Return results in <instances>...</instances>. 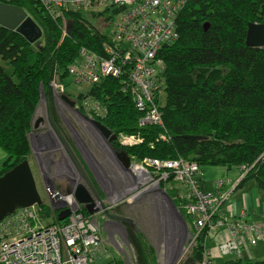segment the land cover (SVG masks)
<instances>
[{
    "label": "trees",
    "instance_id": "1",
    "mask_svg": "<svg viewBox=\"0 0 264 264\" xmlns=\"http://www.w3.org/2000/svg\"><path fill=\"white\" fill-rule=\"evenodd\" d=\"M4 2L21 8L40 36L0 28V148L6 154L0 176L31 154L28 134L41 91L51 101L52 83L68 78L67 67L75 61L78 48L102 54L109 33L95 19L107 9L67 10L63 26L41 0ZM102 19L110 26L109 19L104 15ZM249 23L264 24V0L187 2L177 18V40L159 53L164 62L158 79L163 92L161 125L139 124L141 113L127 89L122 90L121 77L104 78L90 86L75 104L86 95L93 96L105 109L104 115L96 118L111 134L140 138L129 146L111 143L134 162L183 159L199 166L241 168L246 173L238 188L253 180L264 193V47L246 45ZM171 177L159 186L172 198L175 187ZM173 203L178 206L175 200ZM40 207L48 216V207L44 203ZM83 213L88 215L84 209ZM127 240L136 264L156 263L138 228L128 232ZM205 247L202 232L180 264H201ZM205 264H264V260L253 261L243 254L222 262L205 258Z\"/></svg>",
    "mask_w": 264,
    "mask_h": 264
},
{
    "label": "built area",
    "instance_id": "2",
    "mask_svg": "<svg viewBox=\"0 0 264 264\" xmlns=\"http://www.w3.org/2000/svg\"><path fill=\"white\" fill-rule=\"evenodd\" d=\"M41 1L54 18L62 20L63 26L67 10H109L110 29L102 54L79 47L75 61L67 67V76L74 84L88 87L100 84L104 78H123L122 90L127 89L134 107L141 113L139 124L161 125L163 92L158 79L164 62L159 53L177 40V18L187 2L196 0ZM57 85L52 83V88ZM74 106L76 109L83 106L90 119L98 120L96 117L105 113L91 95ZM139 140L132 135L116 137L120 146ZM200 167L183 159L131 160L128 179L134 183L148 179L158 186L172 176L175 194L171 200L177 202V209L186 217L184 226L189 225L194 241L204 232L206 243L210 233L219 234L225 229L229 238L217 245V251L223 257L238 258L244 253L236 237L242 236L250 246H255L264 239V223L248 222L240 214L228 216L223 203L233 189H226L222 179L216 180L211 188H204L198 177ZM245 173L242 169L241 178ZM44 191L47 199L42 203L49 209L48 216L43 215L40 205H35L17 208L0 221V264H98L102 240L93 216L84 214L71 193L55 189L51 182L44 184ZM64 210L68 213L59 220L57 216ZM205 258H209L206 247L201 264H205Z\"/></svg>",
    "mask_w": 264,
    "mask_h": 264
},
{
    "label": "rangeland",
    "instance_id": "3",
    "mask_svg": "<svg viewBox=\"0 0 264 264\" xmlns=\"http://www.w3.org/2000/svg\"><path fill=\"white\" fill-rule=\"evenodd\" d=\"M93 11L99 12L101 10L94 9ZM102 15H104V18L110 20V14L108 12L97 15L95 19H97V24L100 26V28H102L103 31H108V29H110V26L109 24H107L108 26L106 27L107 21H104L102 19ZM7 72H10L9 68H7ZM56 84L58 85L57 87H55V90L64 93V95L68 96L71 101L79 100L78 96L83 95L84 92L88 91L89 89L86 84H74L70 80V78L63 79V82L62 79H60L59 81H56ZM55 90L53 91L56 92ZM45 107V100L44 97H42L36 110L33 124H35L36 120L45 117ZM60 109L62 110L61 107ZM64 114L68 122L73 125L74 129L79 134L82 131L80 122H78L74 118H72L71 120L69 118V115H67L65 112ZM63 123V129L66 130L65 122ZM60 125L61 124L59 123V127ZM47 132L49 133V135L55 137L52 128H47ZM66 132L69 135V132L67 130ZM34 134L35 126L34 128L32 127L31 133L29 135V141L32 151L31 155L32 160L34 161L32 166L34 170H32L39 177L37 178L36 187L43 202L47 199L44 191V184L48 182L43 183L41 179L47 181L52 176L51 174L53 172L57 171V173H60L61 171V173H64L61 182L63 184H69V180L67 177L72 178V175H70L69 171L71 167L68 166V163L70 162L68 155L70 157V154L64 144L60 146L57 145V137H55V140L51 143H45L42 139H40L42 140L43 148L39 149V144L36 142ZM98 141H100V139ZM67 146L71 151L75 150L73 149V147L77 148L79 151L76 142L74 144H71L70 142V145ZM57 148L58 150H56ZM85 148L87 152L86 155L89 161L92 163L95 169L98 170L99 175L102 176L101 179L103 183H107V177L104 175V171L103 169H101L102 167L100 166V164H98L99 160L95 159L94 155L91 154L88 147L85 146ZM59 153L62 156L56 164L54 157H56V155ZM77 155L81 157L78 152ZM36 159L38 162L35 161ZM81 159V163L78 164L73 158L77 167H81L85 176L89 179L90 182H93L89 166L86 164L82 157ZM51 165L53 169L50 171ZM64 168H66L67 170H62ZM55 181L56 179L52 181L54 185H56ZM122 182L124 187H115V191L117 193L108 200L109 205L118 207L117 212L126 214L127 216L125 217H128L137 224L139 231L142 232L146 237L154 252V256L156 259L155 264H180V262L184 260L189 253L188 250L193 244L194 235L192 233V230L189 228V225L184 226L183 222L172 209L170 200L165 196L163 192L159 190L165 189V187H161L159 186V184L158 186L156 184H152V181L148 179H143L141 181H138L137 183L130 182L128 176H123ZM246 183L248 184L250 182L246 181ZM105 203L107 204V201ZM40 220H43V216H40ZM96 220L98 222L100 218L97 217ZM100 222L101 221H99V223ZM45 223L47 224L48 221H45ZM99 234L102 240V248L97 254L98 263L103 261L102 263L111 264L112 262L113 264L114 261H120L122 264H136L134 250L125 236L117 235L115 233L106 234L102 229ZM178 243H180L181 246L179 247V249ZM211 244L212 240H207V245Z\"/></svg>",
    "mask_w": 264,
    "mask_h": 264
},
{
    "label": "flooded vegetation",
    "instance_id": "4",
    "mask_svg": "<svg viewBox=\"0 0 264 264\" xmlns=\"http://www.w3.org/2000/svg\"><path fill=\"white\" fill-rule=\"evenodd\" d=\"M52 89V96H51V101L45 100V117L40 118L39 120H36L35 124H32V127L34 128L35 126V140L39 144V149L43 148L42 145V140L45 143H51L55 140V138H48V132L47 128H52L56 130L58 133L59 137L57 141V145H62V136L60 130L57 128L59 126L60 122H65V129L75 138V141L77 145L79 146V152L81 153V156H83L84 161L86 164L90 167L91 170V175L93 182H91L92 187L95 189V192L97 193V196L99 197V200L96 199V197L91 193L92 197V210L93 213L91 214L93 216V220L98 228V230L101 229L105 231L106 234L109 233H115L117 235H123L127 238L128 232L132 229L135 230L137 229V224L129 219L126 214H121L117 212L118 207L116 206H111L108 203V200L115 195V187H114V182L118 180V177L122 176H128L129 168L127 166L124 167L121 161L117 160L115 162H112L110 155L114 157H118L121 159L119 156H117L116 152H119L121 150H116L113 148L111 145L112 142H109L107 138L104 136V134L98 129L88 122L83 116H87L86 112L83 108L77 109L74 107H70L69 103L65 100H63L62 96L67 97L69 100L70 98L62 92H54ZM72 99V98H71ZM75 103V101H73ZM80 102V101H79ZM61 105V106H60ZM69 115V118L72 120V118L76 119L78 122H80V126L82 128V131L78 134V132L74 129L73 125L68 122L66 119V116L64 112ZM34 122V121H33ZM73 123V121H72ZM82 124V125H81ZM63 127V126H62ZM84 134H86L88 137L94 140V142H99L97 145L99 146V149L103 151V154L105 156V161H104V166L105 168H101L104 171V175L107 177V183H103L101 179V175H99L98 170L95 169V167L92 165V163L89 161L87 155H86V144H85V139H84ZM100 136V137H99ZM42 139V140H39ZM100 139V141H98ZM116 141V140H115ZM114 142V141H113ZM117 142V141H116ZM118 144V143H117ZM120 146V145H119ZM58 150V148L56 149ZM71 157V156H70ZM68 155V158L70 162L68 163V166L70 168V175H72V178H68V183L71 184V186L75 185H84L87 187V183L85 180V174L81 172V170L77 167L75 164L74 160L70 158ZM72 161V162H71ZM100 162V160H99ZM98 162V164H99ZM81 163V162H80ZM111 165L112 167H109ZM53 169L52 165L50 166V171ZM67 171V172H69ZM37 176V174L35 173ZM52 176L48 179L51 183L56 179V185L53 184L55 189H58L59 191H64L69 184H63L62 178L64 176V173H57V171L53 172L51 174ZM38 177V176H37ZM39 178V177H38ZM88 179V178H87ZM118 182V181H117ZM65 188V189H64ZM107 201V204L105 203ZM79 208L83 211V209L88 213L87 209L82 205L79 204ZM89 214V213H88ZM97 217L100 218L99 221L97 222ZM99 231V232H100Z\"/></svg>",
    "mask_w": 264,
    "mask_h": 264
},
{
    "label": "water",
    "instance_id": "5",
    "mask_svg": "<svg viewBox=\"0 0 264 264\" xmlns=\"http://www.w3.org/2000/svg\"><path fill=\"white\" fill-rule=\"evenodd\" d=\"M0 28L17 30L25 35L30 34L33 38H38L40 36L39 29L35 26L33 21L26 16V13L21 8L7 4L4 1H0ZM245 42L246 45L250 47H264V24L249 23ZM42 97H44L43 91H41V98ZM62 98L69 103L71 108L74 107L73 101L65 96H62ZM83 117L93 124L98 131L102 132L109 142L116 140V136L111 134V132L101 124L99 120L90 119L85 115ZM30 133L31 131L29 132L28 137ZM65 146L67 147L71 158L73 156L76 163L80 164L75 153L69 149L66 143ZM116 153L117 156L124 161L125 166L129 167L131 160L126 153L124 151ZM79 169L84 173L81 167ZM85 180L87 187L81 184L74 189H69L65 193H71L75 200L79 204H82L89 214H92L93 201L90 194L92 193L98 200L99 197L86 176ZM159 190L170 200L172 209L184 224L185 220L182 214L172 202L167 191L165 189ZM41 204L42 200L37 191L36 180L28 160L22 161L20 164L14 166L11 170L0 176V221L13 213L17 208H27ZM67 213L68 210L61 211L57 216L58 219H63Z\"/></svg>",
    "mask_w": 264,
    "mask_h": 264
},
{
    "label": "crops",
    "instance_id": "6",
    "mask_svg": "<svg viewBox=\"0 0 264 264\" xmlns=\"http://www.w3.org/2000/svg\"><path fill=\"white\" fill-rule=\"evenodd\" d=\"M60 124H61L60 127L58 126L57 128L61 132L63 144L65 145L66 143L67 145H70V142L71 144H74L76 142L75 138L70 133L68 135L66 130L63 129L62 125H64V123L60 122ZM53 132H54L55 137L60 138L56 130L53 129ZM83 136L85 139L86 147H88L89 151L91 152V154L94 155L96 160H100L99 162L100 166L105 168V166L103 165L105 161V156L103 154V151L99 149L97 142H94V140L88 137L86 134H84ZM55 137L48 134V138H55ZM69 137L71 141L69 140ZM73 149H75L73 150V152L75 153L77 159H79V161L81 162L82 160L81 157L83 158V156H81V153L78 151L77 148L73 147ZM77 152L81 157L77 155ZM61 156L62 155L59 153L56 155V157H54L56 164L58 163V160L61 158ZM5 157H6L5 152L0 148V165L2 161L5 159ZM110 157H111L112 162H115L117 159L121 161L125 167V163L122 159H119L118 157L116 158L112 155H110ZM27 160L31 166V169L34 170V168L32 167L34 161L32 160L31 154ZM35 161L38 162L37 159ZM109 167H112V166L109 165ZM66 168L62 170H67ZM241 173H242L241 168L225 169V168L218 167V166H201L198 177L201 183L203 184V187L206 189L211 188L214 185V182L218 179H222L225 181L226 189L228 190L233 189L228 199L223 203V209L228 216H231V215L236 216L237 214H240V215H243V219H245L248 222L259 221V222L264 223V193L256 188L253 180H248V182L250 183L248 184L245 183L240 188H238L239 181L242 179ZM33 174H34V177L37 183L38 177L35 175L34 172ZM41 180L43 183L50 182L49 180L47 181L44 179H41ZM122 180H123L122 176L118 177V180H117L118 182L117 181L114 182V187L116 188L124 187ZM77 186L79 185L71 186V184H69V186H67L68 188H66L64 192L68 191L69 189H74ZM115 193L117 192L115 191ZM208 238L209 239L207 240H212L211 245H207V240L205 244L210 260H213L216 262H222L225 259L227 260V259L234 258L233 256L223 257L217 251V245L223 240L229 238L228 233L225 229L221 230L219 234L210 233ZM236 239L238 243L241 245L243 253L249 259L253 261L264 260V239L260 240L259 243L255 246H250L247 243L246 239L242 236H238L236 237ZM102 262L103 261L99 262L98 264H106Z\"/></svg>",
    "mask_w": 264,
    "mask_h": 264
},
{
    "label": "bare ground",
    "instance_id": "7",
    "mask_svg": "<svg viewBox=\"0 0 264 264\" xmlns=\"http://www.w3.org/2000/svg\"><path fill=\"white\" fill-rule=\"evenodd\" d=\"M179 247H181V246H180V243H178V249H179Z\"/></svg>",
    "mask_w": 264,
    "mask_h": 264
}]
</instances>
